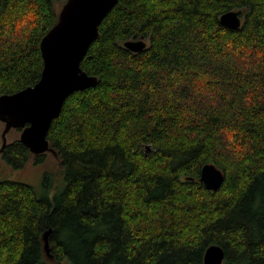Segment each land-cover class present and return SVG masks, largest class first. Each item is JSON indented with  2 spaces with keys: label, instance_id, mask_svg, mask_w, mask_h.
Here are the masks:
<instances>
[{
  "label": "trees",
  "instance_id": "trees-1",
  "mask_svg": "<svg viewBox=\"0 0 264 264\" xmlns=\"http://www.w3.org/2000/svg\"><path fill=\"white\" fill-rule=\"evenodd\" d=\"M64 2L0 0V95L38 81ZM229 10L240 28L221 24ZM98 31L80 62L98 81L46 135L62 189L0 179V264H205L212 244L223 264H264V0H118ZM141 35L145 49L123 46ZM30 155L2 152L13 168Z\"/></svg>",
  "mask_w": 264,
  "mask_h": 264
},
{
  "label": "water",
  "instance_id": "water-1",
  "mask_svg": "<svg viewBox=\"0 0 264 264\" xmlns=\"http://www.w3.org/2000/svg\"><path fill=\"white\" fill-rule=\"evenodd\" d=\"M118 0H65L57 13L56 22L39 43L42 69L38 81L14 93L0 95L1 149L6 145V134L19 128V141L34 155L53 150L46 138L52 120L60 114L63 102L74 91L96 85L95 75L87 74L80 66L90 44L99 36L98 27ZM222 25L238 29L242 17L238 10H229L220 17ZM132 52L146 48L144 36L123 42ZM149 146H146L148 149ZM225 180L222 169L213 163L203 165L200 181L210 190H218ZM44 244L47 250V236ZM225 250L221 245H210L204 255L205 264H223Z\"/></svg>",
  "mask_w": 264,
  "mask_h": 264
},
{
  "label": "rangeland",
  "instance_id": "rangeland-1",
  "mask_svg": "<svg viewBox=\"0 0 264 264\" xmlns=\"http://www.w3.org/2000/svg\"><path fill=\"white\" fill-rule=\"evenodd\" d=\"M56 8L61 6L58 4ZM4 127L3 122L0 121V134ZM20 129L12 128L6 134V143L10 144L16 140H19ZM1 145V136H0ZM42 155V160L39 163L35 162V156L30 155L27 162L19 168H13L6 160L2 158V152H0V179H11L16 181L25 182L31 185L36 191L38 196H48L52 198L55 193L62 189L64 184L63 177L58 166L57 158L51 151H47ZM52 178V188L46 189L43 185L44 176ZM46 250V249H45ZM47 252V250H46ZM47 259H52L48 254L45 255ZM61 264H66L61 262Z\"/></svg>",
  "mask_w": 264,
  "mask_h": 264
},
{
  "label": "flooded vegetation",
  "instance_id": "flooded-vegetation-1",
  "mask_svg": "<svg viewBox=\"0 0 264 264\" xmlns=\"http://www.w3.org/2000/svg\"><path fill=\"white\" fill-rule=\"evenodd\" d=\"M1 142H2V141H1ZM6 145H7V143H6ZM6 145H5V146H6ZM5 146H4V148H5ZM4 148L1 149V145H0V152H3V149H4ZM32 155H34V154H32Z\"/></svg>",
  "mask_w": 264,
  "mask_h": 264
}]
</instances>
